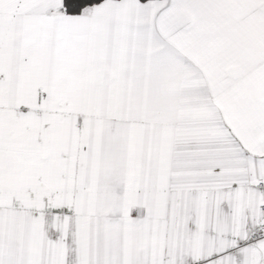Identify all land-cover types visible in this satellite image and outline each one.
Returning <instances> with one entry per match:
<instances>
[{
    "label": "snow or ice",
    "instance_id": "6c2138e0",
    "mask_svg": "<svg viewBox=\"0 0 264 264\" xmlns=\"http://www.w3.org/2000/svg\"><path fill=\"white\" fill-rule=\"evenodd\" d=\"M0 264H264V0H0Z\"/></svg>",
    "mask_w": 264,
    "mask_h": 264
}]
</instances>
